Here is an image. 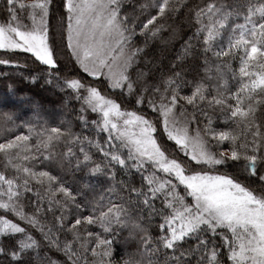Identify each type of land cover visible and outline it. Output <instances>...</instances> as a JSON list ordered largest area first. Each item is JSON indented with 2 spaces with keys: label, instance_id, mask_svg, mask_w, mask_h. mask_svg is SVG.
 <instances>
[{
  "label": "snow or ice",
  "instance_id": "snow-or-ice-1",
  "mask_svg": "<svg viewBox=\"0 0 264 264\" xmlns=\"http://www.w3.org/2000/svg\"><path fill=\"white\" fill-rule=\"evenodd\" d=\"M0 264H264V0H0Z\"/></svg>",
  "mask_w": 264,
  "mask_h": 264
},
{
  "label": "trees",
  "instance_id": "trees-1",
  "mask_svg": "<svg viewBox=\"0 0 264 264\" xmlns=\"http://www.w3.org/2000/svg\"><path fill=\"white\" fill-rule=\"evenodd\" d=\"M8 82L0 80V93H3L5 91V86Z\"/></svg>",
  "mask_w": 264,
  "mask_h": 264
}]
</instances>
